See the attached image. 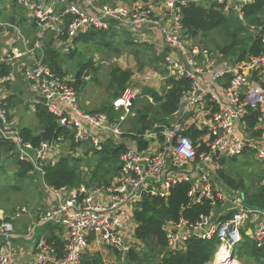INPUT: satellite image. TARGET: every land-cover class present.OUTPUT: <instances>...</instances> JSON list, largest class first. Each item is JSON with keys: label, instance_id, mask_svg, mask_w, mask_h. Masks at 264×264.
Returning <instances> with one entry per match:
<instances>
[{"label": "built area", "instance_id": "obj_1", "mask_svg": "<svg viewBox=\"0 0 264 264\" xmlns=\"http://www.w3.org/2000/svg\"><path fill=\"white\" fill-rule=\"evenodd\" d=\"M5 1L26 11L38 31L37 40H30L19 25L0 20L6 39L0 50V75L2 66L11 69L0 76V142L12 146L11 156L29 167V175L43 179L46 168L61 158L58 144L35 146L11 116L1 91L12 85L20 72L35 93L47 100L48 111L76 143L96 150L109 141L125 146L120 171L111 186L87 189L83 184L59 190L49 186L64 198L24 235L33 240L34 253L22 264H84L90 249L104 248L124 259L131 249L142 245L136 238L134 220L139 204L146 198L167 202L172 190L183 184L190 185L191 205L207 206L209 214L168 222L164 229L169 252L185 250L191 237L216 240L215 260L209 264H240L237 253L246 240L264 246V209L253 208L242 191L233 190L220 177L224 159L253 154L264 161V21L259 28L253 27L261 43L259 55L242 60L209 48L201 36L193 37L183 25L186 7L214 4L226 16L233 15L245 24V9L254 0H137L125 4L107 0ZM93 31L126 33L133 43L153 45L162 59V81H190L178 111L167 123H157L143 135L125 133L123 124L140 97V83L128 85L113 99L117 116L112 119L107 113L83 111L74 78L63 77L34 57L47 35L56 38L55 50L63 47L67 51L74 48L75 40ZM65 34L67 41L62 39ZM27 57L32 61L23 68L20 62ZM142 78V84L152 79L150 75ZM0 220V264H9L14 227L1 213ZM50 223L66 233L62 252L36 238L37 229Z\"/></svg>", "mask_w": 264, "mask_h": 264}, {"label": "trees", "instance_id": "obj_2", "mask_svg": "<svg viewBox=\"0 0 264 264\" xmlns=\"http://www.w3.org/2000/svg\"><path fill=\"white\" fill-rule=\"evenodd\" d=\"M17 6V5H16ZM1 7V6H0ZM264 15V0H254L245 9L246 22L249 25L261 26L263 21L261 17ZM8 22L18 24L14 17H7ZM1 20V18H0ZM244 24V23H243ZM183 25L193 37H208L213 32H220L225 35V42L222 46H218L216 50L220 51L227 57L242 60L248 55L257 56L261 51V43L258 36L254 33L244 40V47L241 41L237 39V32L242 29L236 26L230 16H226L221 8L214 4L210 7L205 6H188L183 12ZM258 27V28H259ZM108 33L93 31L78 38L77 41L84 40L86 42L96 39L104 40ZM48 42L44 41L41 50L44 51L43 63L48 65L53 71L59 73L63 77L68 74L61 63V53L54 48V37L49 35ZM47 37V38H48ZM46 38V39H47ZM45 39V40H46ZM62 39L67 41L65 34ZM75 42V43H76ZM100 42V41H99ZM74 43V47H75ZM204 43V42H203ZM247 43V44H246ZM133 44V43H132ZM42 53V51H41ZM76 53V49H72L70 55ZM236 57V58H235ZM42 59V58H41ZM161 61V58H156ZM0 76H6L11 71L9 67L2 66ZM95 72L97 67L94 65H82L80 70L74 76L73 86L77 93L85 85L87 78V70ZM133 74L130 71L115 67L110 72L109 88L114 90V98L119 97L125 88L130 84ZM190 87L188 80L168 79L162 89L163 101L151 108L150 103L145 110L140 113L136 125L139 126L133 133L143 135L146 131L152 129L157 123H167L169 119L178 111L181 99L186 90ZM14 105V104H13ZM12 105V106H13ZM151 106V107H150ZM94 112H103L109 114L114 119L117 114L112 108V103L106 105ZM35 114L37 115L42 130L39 135L34 134L30 128H24L23 134L27 140L39 146L43 142H52L58 145L70 143L72 149L80 146L74 141V137L70 132L59 126L57 119L52 115L47 107L42 104L36 105ZM137 118V117H136ZM137 139L136 136L131 137ZM193 139V138H192ZM125 149L122 143L109 141L102 150L94 149V154L98 157L96 166L84 173L78 164L77 159L70 157H62L54 165L46 168L44 180L47 186L54 189L62 188H79L84 184L83 178L89 181L92 188L109 187L111 182L117 177L120 168V155ZM12 151V146L6 142H0V160L4 154ZM227 159H224L223 164ZM23 174H27L29 167L26 164L18 162ZM220 177L224 178L230 185H234L232 179L222 170ZM189 184L178 185L172 190L168 201L158 198H146L139 204V208L134 212V220L137 223L136 238L142 243L139 248L131 249L122 264H209L214 259L218 249V241H203L196 237H191L186 242V248L183 251L173 253L167 249V240L165 225L168 222H177L181 218L196 220L201 214H209V207L191 205L188 192ZM263 195L261 206L264 209V192L260 191L259 198ZM49 243L53 244L59 251L64 249V243L59 237L51 236ZM119 254V253H118ZM239 259L247 264L253 260H261L264 258V246H256L250 239L246 240L238 249ZM122 257V256H121ZM84 264H106L99 253L87 254L84 258Z\"/></svg>", "mask_w": 264, "mask_h": 264}, {"label": "rangeland", "instance_id": "obj_3", "mask_svg": "<svg viewBox=\"0 0 264 264\" xmlns=\"http://www.w3.org/2000/svg\"><path fill=\"white\" fill-rule=\"evenodd\" d=\"M107 1L111 3L120 2L125 4L133 3L137 0ZM0 6L1 21H8L7 17L16 18L23 31L24 27L26 28L25 32L27 38L32 40V35L35 34V30L32 24L28 23L32 21L25 18V11L15 4L8 3L5 0H0ZM230 18L236 26L238 25L242 27V29L237 32L236 36L238 41H241V46L244 47L243 41L247 40L251 34L255 33L253 27L258 28L259 26L249 25V22L243 24L233 15L230 16ZM261 21H264V15L261 17ZM48 36L49 35H47V37ZM49 38L51 37H48L45 41L48 42ZM225 38L226 37L223 33L213 32L208 35V37H204L202 42H204L209 48L216 50L219 45L222 46L224 44ZM55 39L56 38L54 37L53 40L55 41ZM5 41V37L0 31V50L4 47ZM99 41L96 39L88 42L84 40L75 41V47L72 49H76V53L73 55H70L72 51L71 48L67 49V51H65L63 47L61 49L57 48V51L61 53V63L68 74L66 76L68 79H73L82 65H94L97 67L95 72L90 69L85 72L88 75L87 78L84 79L85 88H81L78 92V94L82 93L85 97L87 96V101H90L97 109L110 105L114 98V90H110L109 88V79L110 72L115 67L130 71L133 74V79H136L137 82H142V77L150 75L152 77L150 84L158 86L161 90L163 89L166 83L162 81L160 77L164 74V71L160 64L161 61L156 60L157 56L153 45L133 43L131 37L126 33L108 34L104 40ZM14 97L16 98L13 102L14 107L16 108V114L13 117L18 119L21 127H30L35 133H39L40 129L42 130V125L33 111L34 105L28 106L27 103H25L27 102L25 99H22V101L18 100L20 99L18 94L14 95ZM24 98L27 97L24 96ZM150 103V99L141 97L135 101L132 115L123 124V130L125 133H133V131H136V129L139 128V126L136 125L138 116L149 106ZM155 107L156 105L152 104L151 108ZM136 113L138 116H136ZM128 138L130 137L128 136ZM84 146L85 145L78 147L77 145L76 149L73 150L70 143H65L60 145L59 150L61 158L70 157L71 159H77L79 162V168L84 171V173H88V171L96 166L98 157L95 156L94 148L91 145ZM15 166L17 167L19 164L14 158H12L11 154H4L3 158L0 160V168H4L3 170H0V204H8L9 207H12V205L15 204L20 207L24 204L28 209L33 208L36 206L35 203L42 198L37 193L35 196L31 197L33 195V189L29 188L30 191L26 193L28 196L24 199L22 205L21 203H17L20 199H13L10 197L13 191L12 188H17L18 185H21L19 187H22L23 189L26 188V185L32 188L36 186L40 192V186L36 182L35 185H33V181L30 178L25 177L23 181L16 178V175L12 172V167ZM5 170L6 172H4ZM223 171L234 182V185H231L233 190L242 191L246 196L247 202L253 208L263 209L261 201H259V193L264 178V161H258L253 154H246L236 158L227 159L223 165ZM141 248H143V246H141ZM91 253H99L106 264H122L121 259L123 260V258L121 255L106 248L102 251L90 249L88 254ZM214 260L215 259H213L212 262ZM246 263L264 264V258ZM240 264L245 263L240 260Z\"/></svg>", "mask_w": 264, "mask_h": 264}, {"label": "crops", "instance_id": "obj_4", "mask_svg": "<svg viewBox=\"0 0 264 264\" xmlns=\"http://www.w3.org/2000/svg\"><path fill=\"white\" fill-rule=\"evenodd\" d=\"M6 9H8V8H6ZM24 13H25V18L30 19L32 21V22H28V23L29 24L31 23L34 30H35V34L32 35V38H33L32 40H37L38 31L36 30L35 22L32 18L29 17V15L26 11ZM17 25H19V24H17ZM25 30H26V28L24 27V32H25ZM25 35H26V32H25ZM42 47H43V44H42ZM42 47L40 49H36V51L34 53L35 59L36 58L38 60H40L41 58L43 59L44 51L41 50ZM41 51H42V53H41ZM31 61H32L31 58L27 57L26 59L21 61L20 64H22L23 68H25L26 66H28L30 64ZM19 66L21 67V65H19ZM137 83H140V84H138V87H139V85H149V86L155 87L160 92L162 91L160 88H158V86H154V84L152 85V84H150V82L148 84H142L141 82H137V80L133 79V78H132L129 85H135ZM1 94L5 98V102L7 103V105L10 107L9 110H11V114H12L11 116H12L13 120L17 123V125L22 130L24 128H30V127H26V126L21 127L18 119L13 117L16 114V108L13 105L14 99H16L14 97V95H16V94L19 95L20 99H18V100H21V101H22V99L27 100V102H25V103H27L28 106L34 105V108H33L34 112L36 111L35 107L38 104V102H36L34 99V97L38 94L35 93L33 85L25 80L23 72L18 73L16 76V81L12 85H10L8 88L1 91ZM161 94H162V92H161ZM24 96H26L27 98H24ZM78 99H79V104H80L83 111L94 112V111L98 110L90 101H87V96L85 97L82 93L78 94ZM113 99H115V98H113ZM30 129L34 132V130L32 128H30ZM40 133H41V129H40L39 133L34 132V134H36V135H39ZM86 145H88V144H86ZM58 146L60 148V145H58ZM80 146H82V145H80ZM3 169L4 168H0V170H3ZM4 172H6V170ZM12 172L16 175V178L20 179V181H23L25 177H28L33 181V185H35V182H36L40 186V192L38 191L36 186L32 188V187H29L26 185L25 189H23L22 187H19L21 185H18L17 188L13 187L12 189L15 192L12 191V194L10 197H12L13 199L14 198L20 199V201L17 203H21V205L23 204L24 199L28 196L26 193H28L30 191L29 188L33 189V191H32L33 195L31 197L35 196L36 193L42 197L40 201H37L35 203L36 204L35 207L29 208V209L24 204L20 207H18L19 205L17 206L16 204L12 205V207H9L8 204L7 205L6 204H0V213L3 214V217L6 220V222L11 223L14 227L13 234L15 237L12 239L11 258H10L9 264H22L28 260H31L33 258V253H34L33 240L25 238L24 235L27 234L29 229L32 228L36 224L39 217L42 214H44L46 211H48L50 208L56 206L62 200V198H64V195L59 194V193L55 194V193L51 192V190L49 189V186H47L45 180L42 177H40V175L36 174L34 176H31L28 174V172H27V174H23L21 171L20 165L17 167L16 166L12 167ZM8 174H9V172H8ZM23 191L25 192V195H24ZM6 192H8V191H6ZM24 208H26L25 212L23 211ZM0 224H1V220H0ZM51 236L59 237V239L64 243V246H65L66 233L61 226L50 223V224L43 225L37 229L36 238L45 239L49 243L50 242L49 238ZM62 251H60V252H62Z\"/></svg>", "mask_w": 264, "mask_h": 264}, {"label": "water", "instance_id": "obj_5", "mask_svg": "<svg viewBox=\"0 0 264 264\" xmlns=\"http://www.w3.org/2000/svg\"><path fill=\"white\" fill-rule=\"evenodd\" d=\"M217 54L219 55L220 53ZM139 88H140V97L150 99L152 104L158 105L163 101V96L161 92L155 87L149 85H139ZM34 99L39 104L47 105V100L41 96L36 95ZM83 181H84V186L87 189H90V184L86 176H84ZM127 255L128 254L126 253L125 258H127Z\"/></svg>", "mask_w": 264, "mask_h": 264}, {"label": "bare ground", "instance_id": "obj_6", "mask_svg": "<svg viewBox=\"0 0 264 264\" xmlns=\"http://www.w3.org/2000/svg\"><path fill=\"white\" fill-rule=\"evenodd\" d=\"M125 259H126V258H125ZM125 259H124V260H125Z\"/></svg>", "mask_w": 264, "mask_h": 264}]
</instances>
